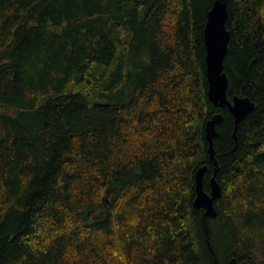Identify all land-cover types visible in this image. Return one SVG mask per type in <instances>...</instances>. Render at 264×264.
<instances>
[{"label":"trees","instance_id":"obj_1","mask_svg":"<svg viewBox=\"0 0 264 264\" xmlns=\"http://www.w3.org/2000/svg\"><path fill=\"white\" fill-rule=\"evenodd\" d=\"M215 1L0 0V264H264V0H227V95L256 104L236 135Z\"/></svg>","mask_w":264,"mask_h":264},{"label":"water","instance_id":"obj_2","mask_svg":"<svg viewBox=\"0 0 264 264\" xmlns=\"http://www.w3.org/2000/svg\"><path fill=\"white\" fill-rule=\"evenodd\" d=\"M228 17L227 0H216L208 14V21L204 30L206 46L207 77L209 81V100L217 107H227L235 118V135L239 124L248 117L256 108V104L249 98L236 96L232 101L228 98L227 92L229 79L225 72L224 62L228 53L230 32L227 29L226 21ZM224 117L222 114L214 116L206 125L207 140L209 151L214 165L217 166L215 159V139L219 136L218 125L222 124ZM208 167L201 168L196 175L197 196L194 207L204 209L208 217H216L217 210L215 201L221 197L222 189L214 176L211 181L212 190L207 193L204 190V176ZM215 170V174L217 173Z\"/></svg>","mask_w":264,"mask_h":264},{"label":"flooded vegetation","instance_id":"obj_3","mask_svg":"<svg viewBox=\"0 0 264 264\" xmlns=\"http://www.w3.org/2000/svg\"><path fill=\"white\" fill-rule=\"evenodd\" d=\"M228 264H240V263H238L237 261H236V259H233L230 263H228ZM242 264H244V263H242Z\"/></svg>","mask_w":264,"mask_h":264},{"label":"bare ground","instance_id":"obj_4","mask_svg":"<svg viewBox=\"0 0 264 264\" xmlns=\"http://www.w3.org/2000/svg\"><path fill=\"white\" fill-rule=\"evenodd\" d=\"M221 114V113H220ZM218 115V114H217ZM216 116V115H215ZM208 123V122H207Z\"/></svg>","mask_w":264,"mask_h":264}]
</instances>
